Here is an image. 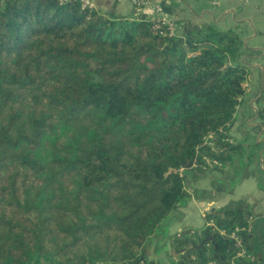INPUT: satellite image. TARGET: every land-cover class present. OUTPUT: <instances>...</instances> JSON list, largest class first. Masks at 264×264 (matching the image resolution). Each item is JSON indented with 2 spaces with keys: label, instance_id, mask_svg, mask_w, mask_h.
<instances>
[{
  "label": "trees",
  "instance_id": "obj_1",
  "mask_svg": "<svg viewBox=\"0 0 264 264\" xmlns=\"http://www.w3.org/2000/svg\"><path fill=\"white\" fill-rule=\"evenodd\" d=\"M153 22L0 0V264H155L149 243L187 182L242 155L229 135L248 78L239 34L174 40ZM253 220L243 200L211 209L169 237L170 264H264Z\"/></svg>",
  "mask_w": 264,
  "mask_h": 264
},
{
  "label": "crops",
  "instance_id": "obj_2",
  "mask_svg": "<svg viewBox=\"0 0 264 264\" xmlns=\"http://www.w3.org/2000/svg\"><path fill=\"white\" fill-rule=\"evenodd\" d=\"M91 7L100 13L121 17H137L139 13H150L145 11H137L127 1L121 0H89ZM153 3L161 8L162 14L168 20H174L178 26V34L184 36L187 33L201 31L204 27L209 26L218 31H235L239 34L243 41L242 48L236 63L244 66L248 78L245 84V96L252 95L255 80L263 79L264 83V0H152ZM264 95V86L257 98L251 99L249 106L253 112V116L249 118L248 112L245 110V96L240 99L238 105L239 111L242 112L241 119L235 117L232 128L236 129L244 120L248 122L249 127L259 126L264 130L262 122L258 121L259 109H264V101L262 106L259 105L258 99ZM241 114V113H240ZM260 122V124H259ZM233 137V136H232ZM234 138V137H233ZM260 140L259 138H257ZM235 141V140H234ZM261 140L258 142L260 144ZM262 148V147H261ZM262 149L259 151V158H262ZM263 163V158H262ZM263 171H264V167ZM223 169L211 168L210 174L198 182L188 181L186 184L189 199L184 206L179 208L171 215L166 227L160 229L159 232L151 239L148 246L149 258L155 264H170L169 260V237L185 231L187 229H202L205 226V215L211 209L219 208L226 205L231 200H243L247 202L253 212V232L256 234L255 220L264 215V195H262L256 203L251 200L249 188H255L258 180L253 174H248L242 180V190L238 194L230 195L223 199V202L215 204L210 197H213V183H220L218 177L225 174ZM221 184L226 185L224 182ZM246 193H248L246 195ZM260 241L264 239L262 235ZM155 247V249H153ZM164 249L168 253H164ZM260 256L264 258V251L260 252Z\"/></svg>",
  "mask_w": 264,
  "mask_h": 264
},
{
  "label": "rangeland",
  "instance_id": "obj_3",
  "mask_svg": "<svg viewBox=\"0 0 264 264\" xmlns=\"http://www.w3.org/2000/svg\"><path fill=\"white\" fill-rule=\"evenodd\" d=\"M263 79L255 80L254 84V90L252 91V95L245 96V110L249 114V118L253 116V112L250 110L249 103L251 99L257 98L261 92L262 87L264 86V83L262 85ZM259 105L262 104V101H260ZM262 106V105H261ZM241 113V114H240ZM242 112L239 111V114L237 112V120L241 119ZM258 121L262 122L261 118L258 117ZM259 122V124H260ZM263 123V122H262ZM233 126V125H232ZM232 126L229 129V135L232 137L233 143H239L243 146V153L242 155H236L234 158V162L232 163V166L229 168L226 167H220L216 165H211V168H219L224 172L225 174L222 176H219L218 179L220 183L214 184L213 183V197H210V199L215 203L223 202L225 198L229 197L231 194L235 195L238 194L240 190H242L241 186L243 185L242 180L246 178L248 174H253V177L258 180L257 185L255 188H252L251 190L249 188L245 189L249 191V196L251 200H253L254 203H256V200H259L262 195H264V161L262 163V158H258L257 160L250 162V155L253 153L255 149L261 150L262 153H264V130L260 128L259 126L249 127L248 122L241 120L238 127L236 129H233ZM262 142L260 144L258 143L260 140ZM235 140V141H234ZM260 145V147L258 146ZM258 146V147H257ZM262 147V148H261ZM260 148V149H259ZM248 177V176H247ZM224 182L226 185L221 184ZM246 193V195L248 194ZM255 228H256V241H255V249L260 254V252L264 251V239L260 241L259 237L262 235L264 237V215L259 217L257 220H255ZM155 249V247L153 248ZM164 253H168L167 249H164ZM169 253V260H171ZM37 264H48L44 263L43 260L39 261Z\"/></svg>",
  "mask_w": 264,
  "mask_h": 264
},
{
  "label": "built area",
  "instance_id": "obj_4",
  "mask_svg": "<svg viewBox=\"0 0 264 264\" xmlns=\"http://www.w3.org/2000/svg\"><path fill=\"white\" fill-rule=\"evenodd\" d=\"M67 1V0H64ZM129 2L134 9L137 11H145L150 13L149 17L154 21L153 22V30L157 32L160 36L167 37L169 39L180 40L183 38L178 34V26L174 20H168L162 14L161 8L152 2V0H121ZM84 6H91L89 0H83ZM213 165H218V163L214 162ZM253 230V226L250 224L249 231ZM233 238L237 241L236 245L241 250L237 253V259L246 260L248 262H253L254 259L248 256V253L243 249V243L240 238L233 234ZM240 261V260H239Z\"/></svg>",
  "mask_w": 264,
  "mask_h": 264
}]
</instances>
